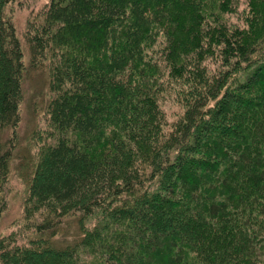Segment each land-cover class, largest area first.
<instances>
[{
  "label": "trees",
  "instance_id": "16d2710c",
  "mask_svg": "<svg viewBox=\"0 0 264 264\" xmlns=\"http://www.w3.org/2000/svg\"><path fill=\"white\" fill-rule=\"evenodd\" d=\"M10 1L0 0V213L12 157L1 131L19 121L27 66ZM236 11L235 0L46 2L24 39L50 92L23 204L41 235L0 236V264H257L264 0H247L242 25L225 17ZM162 67L182 104L172 122L158 102ZM66 216L73 240L41 237Z\"/></svg>",
  "mask_w": 264,
  "mask_h": 264
},
{
  "label": "rangeland",
  "instance_id": "374dc122",
  "mask_svg": "<svg viewBox=\"0 0 264 264\" xmlns=\"http://www.w3.org/2000/svg\"><path fill=\"white\" fill-rule=\"evenodd\" d=\"M47 1L11 0L4 8L6 16L12 20L16 35L23 45L24 61L27 63L21 85V98L18 109L19 121L14 128H6L1 131L2 140L11 139L8 145L12 157L9 161L8 175L2 188L5 207L0 213V236L9 235L18 243L26 242L30 238L41 235L35 227L30 225L31 222L24 218L23 204L35 154L43 141L41 136L47 125L46 106L50 92L47 84V73L43 64L30 66L26 62L27 50L24 39L27 26L37 23ZM235 1L237 11L227 14L225 17L231 23L242 25L247 0ZM161 43V37H159L155 42L154 51H151L153 57L158 56V47L161 46ZM162 68H159L158 76L157 73L154 74L158 86V102L165 112L166 119L172 122L181 114L182 104L176 94L177 82L169 79L164 68ZM151 80L154 82L153 79ZM60 226L56 228V234L49 233V235L45 234L41 237H47L54 244H63L77 236L78 229L74 217H64ZM253 254L257 258V264H264V233L255 245Z\"/></svg>",
  "mask_w": 264,
  "mask_h": 264
}]
</instances>
